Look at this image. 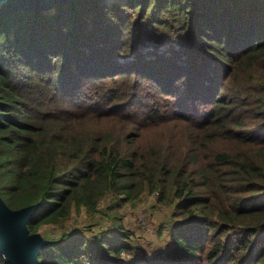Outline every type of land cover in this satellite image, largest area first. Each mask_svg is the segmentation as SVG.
<instances>
[{"label":"trees","instance_id":"obj_1","mask_svg":"<svg viewBox=\"0 0 264 264\" xmlns=\"http://www.w3.org/2000/svg\"><path fill=\"white\" fill-rule=\"evenodd\" d=\"M145 192L172 208L167 250L129 259L112 210L47 238L40 264H264V0L0 14V194L36 205L29 232Z\"/></svg>","mask_w":264,"mask_h":264},{"label":"rangeland","instance_id":"obj_2","mask_svg":"<svg viewBox=\"0 0 264 264\" xmlns=\"http://www.w3.org/2000/svg\"><path fill=\"white\" fill-rule=\"evenodd\" d=\"M112 202H114V197L107 194L100 209L94 215H91L85 208L73 210L71 218L63 224L43 223L36 232L47 239L50 236L58 237L75 226L82 227L89 223H93L90 226L100 230L102 225L106 226L111 223V219H108L110 216L108 218L103 216V212L110 215V212L114 210L115 212L112 213H118L120 220L133 231L130 243L136 247V251L129 256V259L141 261L158 251L168 249L171 243L166 226L171 220L172 208L159 203L157 193L145 192L138 201L126 203L115 209L111 207Z\"/></svg>","mask_w":264,"mask_h":264},{"label":"water","instance_id":"obj_3","mask_svg":"<svg viewBox=\"0 0 264 264\" xmlns=\"http://www.w3.org/2000/svg\"><path fill=\"white\" fill-rule=\"evenodd\" d=\"M73 0H0V14L17 8L50 10L56 3ZM36 205L11 208L0 194V253L11 264H40V249L48 240L30 233L27 224Z\"/></svg>","mask_w":264,"mask_h":264}]
</instances>
